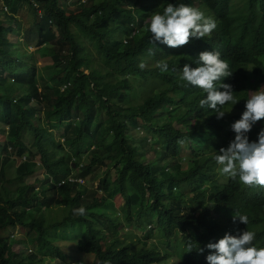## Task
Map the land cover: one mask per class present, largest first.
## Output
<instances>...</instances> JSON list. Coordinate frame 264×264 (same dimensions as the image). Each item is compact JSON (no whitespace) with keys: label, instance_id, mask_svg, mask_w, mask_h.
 I'll return each mask as SVG.
<instances>
[{"label":"trees","instance_id":"trees-1","mask_svg":"<svg viewBox=\"0 0 264 264\" xmlns=\"http://www.w3.org/2000/svg\"><path fill=\"white\" fill-rule=\"evenodd\" d=\"M174 2L0 0V123L8 129L0 143V264H171L168 252L149 242L154 230L133 248L124 244L135 234L124 229L146 230L148 224L137 222L142 215L156 222L148 207L155 198L180 200L183 180L191 181L195 202L222 212L220 230L237 235L247 228L256 233L253 244L264 246L261 187L241 194L239 180L207 185L217 166L207 149L214 135L208 132L211 113L198 114L193 129L183 126L182 106L195 110L201 95L179 79L185 65L199 66L195 57L203 49L227 56L249 50L250 56L233 65L236 77L241 83L247 72L262 77L264 0H216L219 23L211 37L176 48L154 46L150 18ZM160 60L168 63L167 72L156 67ZM26 71L31 80L24 78ZM11 81L25 85V92L15 91ZM244 98L238 96L242 107ZM61 129L62 142L53 138ZM183 146L191 154H184ZM16 158L20 164L9 177ZM79 161L87 164L83 174L99 186L58 189ZM101 165L107 170L102 180ZM43 170L46 180L35 177ZM116 194L120 209L112 199ZM81 206L87 214L75 215L73 209ZM236 213L247 215L248 225L234 222ZM206 216H194L192 231L183 237L189 262L194 253L202 258L199 232L208 224ZM71 225L86 226L78 240H64ZM160 230L164 240L175 234L169 225ZM20 245L30 249L20 253Z\"/></svg>","mask_w":264,"mask_h":264},{"label":"clouds","instance_id":"clouds-1","mask_svg":"<svg viewBox=\"0 0 264 264\" xmlns=\"http://www.w3.org/2000/svg\"><path fill=\"white\" fill-rule=\"evenodd\" d=\"M0 5L3 7L2 4ZM215 5L216 0H175L174 4H168L163 14L153 13L148 26L152 44L155 46L156 42H159L176 48L195 40L211 37L216 32L219 23L214 13ZM128 41L129 38H125L124 43L127 44ZM241 56H250L249 50H241L227 56L225 52L219 53L203 49L195 57L199 66L192 68L185 65L183 67L179 79L186 81L191 90L198 91L197 94L201 95V100L195 110H188L182 106L186 116L183 126L194 127L198 114L211 113L208 132L214 135L209 141L207 149L209 152L210 149L215 150L211 156L222 176L219 177L218 174L212 172L214 176L211 178L209 176L206 181L208 186L214 182L228 184L239 180L242 183L239 193L242 194L254 186L261 187V191L264 193V75L261 77L256 73L247 72L245 83H241L233 68ZM139 67L144 68L145 65L141 63ZM156 67L161 72L169 70V65L165 60L158 61ZM22 86L26 88L25 85ZM23 87L22 89L25 90ZM36 87L39 92H43V86L39 82ZM243 87H246L247 90L241 91ZM238 96L245 97V107L239 104ZM40 100H43L42 96ZM176 126L178 127V125ZM259 126H262L259 133L252 131L254 127ZM2 131L4 134L8 133V129L0 123V132ZM2 135H0L1 141ZM57 141H60V138ZM184 148L185 146H183V151L186 154ZM12 163L19 165L20 160L16 158L12 160ZM78 164H80L79 169L76 170L75 164H73L72 171L68 176L57 183L58 189L65 184H76L75 186L81 187L88 185L86 183L87 176L82 172L87 164L84 161H79ZM184 166L186 168L187 164ZM42 178L43 180L47 179L44 170ZM189 182L191 181L179 182L181 184V199L178 201L154 199L147 210L155 213L157 221H148L143 215L138 220L140 222L144 219L141 223L148 224L147 228L144 226L146 230H140L139 227H137L139 230L125 227V232L133 231L136 235V241L139 243L137 248L141 247L138 238H142L146 232L154 230L157 235L149 237L148 240L151 244L158 246L161 251L168 252L169 258H172L168 263L171 264H264V246L253 244L256 233L247 230V228L237 235L230 229L220 230L223 224L221 218H224L222 212L206 203L199 205L195 202L194 192L190 188ZM161 191L164 192L165 189ZM73 213L79 216L87 214L83 206L73 209ZM197 214H207L208 224L204 225L199 232L202 258L194 253L189 262L185 256L183 237L192 231L190 222ZM167 217L170 221L165 222L166 224L159 221ZM237 219L245 225L249 223V218L245 214H233V221L235 222ZM168 225L175 231V234L173 232V237L164 240V237H160L163 236L160 229ZM184 225H188L187 231L183 229ZM133 239L128 240L124 245H132L135 242ZM171 252L174 256L171 255ZM203 253L207 255L203 256Z\"/></svg>","mask_w":264,"mask_h":264},{"label":"rangeland","instance_id":"rangeland-1","mask_svg":"<svg viewBox=\"0 0 264 264\" xmlns=\"http://www.w3.org/2000/svg\"><path fill=\"white\" fill-rule=\"evenodd\" d=\"M19 21L22 22L23 25L25 24V18L24 17H21L19 19ZM36 50L37 49H35V47H33V48L31 47L30 48V51L31 52H35ZM42 63L43 62L41 61V59H38V62H36L37 66H39V67H42ZM23 76H25L24 78H26L28 80H31L32 79L31 74H29L27 71L23 73ZM35 78H37V77H35ZM38 78H39V76H38ZM11 83H14V82L11 81ZM14 84H15L14 85L15 91H17V87L19 88V91L18 92L21 93L22 91H24L22 89L23 86L20 83L17 82V83H14ZM18 92H16V93H18ZM33 106L36 107L35 104ZM189 129H193V127L192 126H189ZM1 134H3L5 136V134H4L3 131L0 132V135ZM53 138L56 139V140H58L60 138V141H61V138H62V129L61 130L54 131L53 132ZM0 141H1V137H0ZM25 141L28 142L29 141L28 138H25ZM186 149H187V147L185 146L184 150L186 151V154H189V151L186 150ZM214 152H215L214 149H210V155L213 154ZM17 165H18L17 163H11L10 166H8L9 168L12 169V170H9L8 171V176L9 177H15V170H16ZM109 166H111V164H109ZM106 171L107 170L105 169V167L103 165H101L100 168H99V174L103 175L102 178H101V180L106 177V175H105V172ZM212 172L214 174H218L219 177L222 176V173L219 171V167L213 168L212 169ZM35 177H42V173L41 172H37L36 175H35ZM89 180H90V178H87L86 179V183L89 186H95V187H98L99 186V183H100L99 181H94V183H93L92 181H89ZM30 182H34V179L30 180ZM112 199L115 202L116 207L120 209V206L122 204L121 197L120 196H117V194H116V196H114ZM143 221H144V219L141 220L140 222H143ZM137 222H139V221H137ZM85 230H86V226L71 225V226H69L67 228V231H65L64 240H70V241L78 240L79 238H81L84 235ZM6 234H7V232H6ZM15 234H16V237H17L18 236V231H15ZM136 234L138 235L137 232H136ZM140 234L142 235L143 233L141 232ZM22 235L25 236L24 233H22ZM134 240H135V242L132 243V246H134V248H137L139 246V243H137V241H136V235H135V239ZM18 248L21 249V250H19L20 253H24L25 251H27L28 249H30V247H27V249H25L22 245H20ZM79 260H81V257H79Z\"/></svg>","mask_w":264,"mask_h":264}]
</instances>
